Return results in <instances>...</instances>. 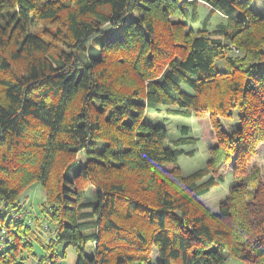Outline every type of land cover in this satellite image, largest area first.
Masks as SVG:
<instances>
[{
  "label": "trees",
  "instance_id": "obj_1",
  "mask_svg": "<svg viewBox=\"0 0 264 264\" xmlns=\"http://www.w3.org/2000/svg\"><path fill=\"white\" fill-rule=\"evenodd\" d=\"M159 102L209 119L205 167L182 173L198 138L168 145L145 119ZM262 143L254 0H0V264H62L63 246L77 264H264ZM36 184L46 225L23 202Z\"/></svg>",
  "mask_w": 264,
  "mask_h": 264
},
{
  "label": "rangeland",
  "instance_id": "obj_2",
  "mask_svg": "<svg viewBox=\"0 0 264 264\" xmlns=\"http://www.w3.org/2000/svg\"><path fill=\"white\" fill-rule=\"evenodd\" d=\"M254 8L259 11H264V0H254ZM208 10H200V14L204 15ZM207 12V11H206ZM238 52V51H236ZM219 64V63H218ZM170 108H176L174 105H169L167 103L159 102L150 104L147 107L145 113V119L153 123L162 124L168 130V141L167 144L173 146V140L183 136L184 126L191 127V135L198 138L195 143L186 144L183 148L187 151L194 150L193 155L184 153L180 155L178 159V164L181 167L182 173L184 175H189L192 172L201 169L207 165V160L209 158V147L214 145V140L212 139L213 129L208 118L199 119L195 116L188 117L184 115L173 114L169 111ZM226 128H230L233 123H237V119L233 122L227 120L224 121ZM255 164H258L262 171L264 172V143L259 146L258 155L253 159ZM218 176H222L223 180H220V184L211 189V191L202 196V200L205 204L212 209L217 211L219 209L220 201L223 200L229 193L230 186L234 183L233 174L226 167L221 169ZM96 194L93 188L88 187L86 190V200L96 199ZM45 199V193L40 184H36L26 190L23 202L25 208L29 214L38 217V220L46 225V220L40 212L42 203ZM40 217V218H39ZM42 249L38 248L37 252H41ZM67 251V256L62 260V264H77L78 252L74 246H65L60 248V253ZM225 264H250L240 258L230 257Z\"/></svg>",
  "mask_w": 264,
  "mask_h": 264
}]
</instances>
